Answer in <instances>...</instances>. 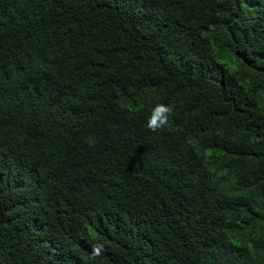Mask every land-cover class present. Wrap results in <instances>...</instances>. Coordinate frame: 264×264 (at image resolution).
Returning <instances> with one entry per match:
<instances>
[{
  "label": "trees",
  "instance_id": "1",
  "mask_svg": "<svg viewBox=\"0 0 264 264\" xmlns=\"http://www.w3.org/2000/svg\"><path fill=\"white\" fill-rule=\"evenodd\" d=\"M0 264H264V0H0Z\"/></svg>",
  "mask_w": 264,
  "mask_h": 264
}]
</instances>
